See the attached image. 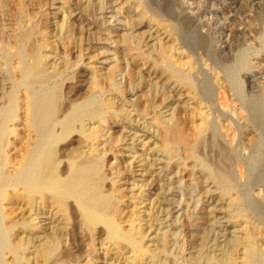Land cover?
Wrapping results in <instances>:
<instances>
[{
    "label": "bare ground",
    "instance_id": "6f19581e",
    "mask_svg": "<svg viewBox=\"0 0 264 264\" xmlns=\"http://www.w3.org/2000/svg\"><path fill=\"white\" fill-rule=\"evenodd\" d=\"M135 1V6L131 1L130 5L135 8L132 9L136 12L134 21L140 25L146 14L140 1ZM193 1L191 47L186 55L183 51H176L177 39L170 40L169 36V42L165 35V42L153 38L152 47L146 45L150 50L147 55H151L148 57L139 47L141 39L137 40L135 35L134 41L130 42L127 33L125 36L120 34L124 36L121 44L119 42V45L107 49L115 55L121 49L125 59L121 56L120 63L117 60L107 71L94 69L87 77L79 66L91 47V35H100L97 13L102 14L107 4L114 2L66 1L72 3L74 11H80L83 6L81 10L94 18L90 21L83 13H78L80 15L75 20L84 30L85 37L76 39L74 36V39L71 36L72 22L70 24L71 19L68 20L73 11L70 14V8L66 9L67 3L61 2L57 7L60 22H57L58 28L52 31L55 34L50 38L44 32L43 0H0V264H91L92 257L88 255L94 251V238L102 235L103 241L112 247L111 251L126 249L132 253L133 259L129 258V261L126 257L128 260L125 258L124 262L138 264L143 258L152 260V264L155 262L153 260L159 257L158 253L166 249V237L160 238L159 250L155 249L157 252L148 248L143 242V231L123 215L125 207L121 206L126 196L122 185L128 183L125 176H129V172L132 175L131 161L134 158L126 162L124 169L108 173L105 168L108 156L117 159L115 154L128 147L126 136L115 135V138L111 134L126 132L129 126L143 132L144 126L141 129V126H134L135 120L130 118V114L138 112L137 117L144 121L149 114L148 107L154 113L149 124L153 130L152 134L145 132L141 136L147 142L152 139L149 168L163 159L166 163L160 170L170 171L171 162L179 159L182 153L183 159L192 160L196 166L202 167V178H198L203 180L200 182L204 186L212 182L225 199L227 212L218 217L223 215L228 221H234L238 228L233 230L235 235L228 240L224 236L222 218L216 220L214 215V224L212 220H206L216 224L215 233L218 231L221 238L228 241L223 238L225 240L219 242L214 234L211 238L213 247L208 250L205 238L208 236H202L199 249L194 248L201 261L198 263L264 264V232L251 220L253 217H247L245 209V200L252 186L264 182V165L260 161L259 149V140L264 139V104L261 99L264 95V57L256 54L257 48L264 45V39L260 38L264 19L261 13L257 16V12L253 13L255 7H248L250 0L242 3L232 0L230 5L223 0L225 5L221 6L220 21L217 15L215 17L207 11L213 6V1L210 6L209 0ZM261 1L256 6H263ZM123 3L126 5L128 1ZM152 21H156L163 34H171L173 28L175 30L174 24L164 23L158 18ZM138 61L143 65L149 62L146 70L156 75L155 82L159 86L167 85L181 99H187L170 107L168 117L155 111L158 102L155 86L145 103L141 99L133 103L126 98V93L132 94L129 88L133 84L136 87L135 83L139 84L144 75L138 68ZM119 75L121 79H117ZM259 79L263 82L256 85ZM260 84L263 87L260 88ZM173 93L170 92V97H174ZM217 106L232 112L235 118L243 119V125L239 126L228 113H223L222 116L229 121L217 126L210 118L215 112L219 113ZM185 109L189 111L188 133L180 115ZM120 121L126 124L118 131L113 129L106 136V142L102 141L107 134L105 128L118 126ZM253 130H258V135ZM133 135V142L140 141L141 137L136 132ZM241 135L246 140L247 156L240 154ZM143 142L141 147L146 144ZM158 173L152 175L149 186L164 190ZM209 184L203 187L204 190H208ZM137 193L138 197L145 195L143 191ZM248 204L257 214L264 216L262 201L253 199ZM196 219L204 220L202 215ZM127 222L129 226L125 228L123 224ZM207 228L209 233L211 229ZM84 242H87L88 254H84ZM81 257L84 262H81Z\"/></svg>",
    "mask_w": 264,
    "mask_h": 264
},
{
    "label": "rangeland",
    "instance_id": "374dc122",
    "mask_svg": "<svg viewBox=\"0 0 264 264\" xmlns=\"http://www.w3.org/2000/svg\"><path fill=\"white\" fill-rule=\"evenodd\" d=\"M66 1L68 2V0H65V1L64 0H56V1L55 0H46V1L43 0L42 4H45V5H43L41 11H42V14H44L43 19H44V21H46V23H45L46 28H45L44 32L50 38L52 37V35L55 34V32H52V31H55L58 28L57 25L60 22V20H59L60 10L57 9V7L59 4H62L61 2H64V4L67 3ZM110 1H111V3L114 2L115 4L113 3L110 5V2H109V4H107V6L110 8L108 9V7L106 6L105 7L106 9L105 8L103 9L105 11V12L104 11L102 12L103 15L100 12H98L99 13V17H98V13H97L96 18H98L97 19L98 26L100 24V26H99L100 35L97 36V34H96L95 35L96 37L94 36V34L91 35V37H90L91 47L85 52L86 54H84L83 63L81 66H79L81 72H84V74L87 77H88V74H89V76L91 75V73L93 72L94 69L101 70V71H107L109 68H111V65H113L117 60L119 61V62L117 61V63H120L122 61V58H123V60L125 59L126 56H125V54L122 53L121 49L118 50L117 51L118 53H116V55H115V54H113V51L110 53V51H108L107 48L113 47L115 45H119V42L121 44V41H120L122 39L121 37H124L126 35V33L128 35V36L126 35V37L130 38V39L128 38V40L130 42H131V40H133L135 38L137 40L141 39L142 43H140L139 47H140L141 51L143 53H145L146 56H148L147 54L150 51V50H148V48L152 47V45L154 44L153 41L157 40L158 38L162 40L161 42H163V41L165 42L166 40L169 41V38H170V40L175 38V39H177V42L175 41L176 51L177 52L183 51L184 55H186L188 53V49H190V47H191V41L190 40L192 37V34H190V32L192 33V30H190V29H192V18L191 17H192V14L194 12L193 8L195 6L193 3L194 2L193 0H139L141 9L146 14L145 15L146 16L145 21L143 22V24H140V25H138V23L136 24L135 23L136 21H134V20H136V14H135L136 12L132 11V9L135 10V8L132 7L131 5H133V6L136 5L135 0H127L128 4H129V5L126 4L127 6L123 5V4H125V3H123L125 0H123V1L119 0V2H118V0H114V1L110 0ZM130 1H131V5H130ZM259 1H261V0H257V2H256V0L248 1V4H249L248 7L249 6H252V8L255 7V8H253V9H255L253 13L256 14V12H257L258 14H256V16L261 13L260 15L264 19V0H263V2L262 1L260 2V4L263 6H258V5L256 6V3H258ZM116 2H118V3H116ZM210 2H212V5H213L212 7L210 6L211 5ZM226 2L228 5H230L232 0L231 1L227 0ZM238 2L242 3L243 0H241V1L238 0ZM250 2H253V3H251V5H250ZM69 3L72 4L71 2H69ZM70 4L67 3V5H69V7L66 5V9L70 8V9H68L70 11V14L73 11V13L71 14V16L68 19L69 21L71 19L70 24L72 22L71 31L73 30V32H72L71 36H73L74 39H75V37H76V39H77V37L79 38V36L81 38H84L85 32L80 27L79 22H77L75 19L77 16L80 15V14L78 15V13L81 12V13H83L85 18H89L88 20L94 21L93 15H92V18H91V16H87L88 12H86V11L83 12L81 10L83 6L81 7V9H79L80 11H78V10L74 11V7H72V5H70ZM224 5H225V2L223 0H209V6L210 7H208L207 11L214 14L215 17L217 15L216 18H219V21H220L221 6H224ZM120 6L122 8H120ZM130 7H131V9H128ZM111 8L114 10V12L112 11ZM200 11H201V7H200ZM202 11H203V9H202ZM125 12H127L129 15H127ZM217 12L220 16H218V14H216ZM100 15H102V16H100ZM111 16H112V18H111ZM100 17H101V19H99ZM103 17L105 18V20H103ZM132 17H135V19H133ZM151 17H153V18H151ZM238 17L242 18V16H238ZM148 18H150V19H148ZM154 18H158V19L162 20L164 23L174 24L175 30L172 27L173 32H170L171 34H168V33L163 34L164 31H162V29L159 30L160 27L156 26L157 25L155 23L156 21L155 22L152 21ZM216 18L214 19V22L216 21ZM258 19H260V18H258ZM147 20H148V22H147ZM261 20H262V18L260 19V21ZM104 21H106V23ZM99 22H101L102 24ZM128 22L131 23L134 27L132 25L128 24ZM149 22H150V24H148ZM86 23L84 22V24H86ZM148 25H149V28H148ZM77 26H78V28H77ZM75 28H76V30H75ZM81 31H83V32H81ZM121 31L125 32V34L122 33ZM129 31H131V32H129ZM78 33L82 34L83 37ZM120 34H123L124 36L123 35L120 36ZM129 34H131V35H129ZM135 35H136V37H135ZM161 35L163 37H161ZM165 35L167 36V38ZM119 36H120V38H119ZM153 38L154 39L156 38V39L154 40ZM165 38H166V40H165ZM260 38L264 39V31L260 35ZM112 40H114V41H112ZM168 41L166 43L171 42V41H169V42ZM143 42H144V44H143ZM146 45H147V47L148 46L149 47L147 48ZM73 50H71L72 54H73ZM256 54L258 55V57H260V56H261V58L264 57L263 56L264 55V45H261L257 48ZM73 55H75V54H73ZM121 56H124V57L121 58ZM150 56L151 55L149 54L148 57H150ZM114 58H116L115 61H114ZM138 63H140V64H138ZM138 63H137V65H138L139 70L141 71V74L142 75L144 74L143 78L141 79V82L139 84L135 83L136 87L133 84V86H131L129 88V91L132 92V94L126 93V95H125L126 98L130 101H133V103H136L139 99L144 101L145 99L147 100V98L149 99L150 95H151L150 93L154 89L157 88L156 90L158 92L157 93L158 94L157 95L158 96V100H157L158 102H157V106H156L155 111L158 114L161 113L164 117H168V113H169L168 109L170 107H173L174 105H177V104H181V102L184 103V101H186L187 99H181L179 96H177V94H174V93H176V91H174V93H173V90H170L167 85L160 84V86H159L156 83L157 82V80L155 79L156 75L151 74V72L146 70L149 66L148 61H147L148 64H145L146 66L143 65V62L138 61ZM123 66L124 65H122V63H121V67H123ZM119 76L117 77V79H119V78L121 79V76L120 77ZM212 76H214V75L212 74ZM155 80H156V82H155ZM261 82H263V80L260 81V79H259L257 81L256 85H258ZM214 83H215V81H214ZM259 86L261 88V87H263V84H260ZM84 88L85 87H83V90H84ZM139 89H140V91H139ZM166 90H167V92H166ZM165 92L169 95L165 96L164 95V94H166ZM170 92L173 93L174 97H170V95H171ZM134 93H136V95ZM141 94H142V96H141ZM168 96H169V98H168ZM166 98H168V99L166 100ZM261 99H262V103L264 104V95L262 96ZM161 100H162V102H161ZM119 103L120 102H118V104ZM144 103H145V101H144ZM217 108L219 109L220 114L218 112H215L214 114H217L218 116L213 114V116L210 117L211 120L217 126H221V124H227V122L229 121V119L227 120L226 117L222 116L223 113L224 114L228 113L227 115H229V117H231L230 119L233 118L232 121L236 122L239 126L243 125V122H244L243 119L239 120V119L235 118V115L232 112H227L226 110H222L221 108H219V106H217ZM148 109L150 110L149 107H148ZM149 110L147 111L149 114H147L146 117H144L145 122L142 121L143 119L139 120V118L137 117L138 112L134 113V111H133L130 114V118L135 120V121H133L134 126L135 125L139 126V127L141 126L139 129H141L144 126L143 127L144 129L142 128L143 132L139 133L136 131V129L129 126L128 130L126 131V129H127V127H126V129H125L126 132H123V133L128 132V134H123V133H119V132L111 134V136L114 135L113 137H115V138H116L115 135H118V137L120 135L126 136V139L128 140V143H127L128 147L124 148V151H120L121 153L117 152L118 153L117 154L115 152L117 159L114 158L112 155L111 156L113 158L111 156H108L107 160L109 162H107V165L105 168H106V171L108 173H111V171L113 172L118 168L124 169V167L126 166V162L131 161L132 158H134L131 161L132 162V164H131L132 165V171H131L132 175H130V172H129L128 173L129 176L128 175L125 176L128 183L122 185V187H124V190H125L124 194H126V196H125L124 202L121 204V206H122V208L125 207V208H123L124 209L123 215H126L127 218L130 219V222L132 221L131 223L138 225V228L140 229V231H143V233L141 232L142 235L143 234L145 235V236L143 235V242L145 244H147L148 248L150 247V249H152V250H155V249L159 250V246L161 245V239L160 238L163 239V237H166L165 238L166 239V245H165L166 249L163 252L158 253L159 257L157 256L156 258H158V259L155 258L153 260L156 262V263L154 262L153 264H194V263L197 264L198 262H201V261H199V258L197 257L198 251H195V250H196V247H198L197 250L199 249V245L201 244V240H202L201 237L202 236L203 237L208 236V239H207V237H205L206 241L208 242V246L206 244V248L208 247L207 249L211 250V247H213V245H212L213 242H211V238L214 234H215V236H213V237H216L215 238L216 240L219 239L218 241L220 242V240H221V242H222L226 238H228V240H229L231 235L234 236L235 235L234 231H235V229L237 230L238 228H237V225L234 224V221H232V220L228 221L226 217H222L227 212V210H226L227 206L224 204L225 199H223V197H221L220 191L216 188V186L212 182H210L211 185L209 183H207V184H205V186L203 183L200 182L203 180V179H200V178H202L200 176H202V174H203V169H201L202 167H200L199 165L196 166V164L192 160L183 159V157H182L183 155L181 153V150L178 149L179 152L181 153V157L179 159L171 162L172 163L171 169L173 171L172 170H170V171L160 170L161 166H163L166 163L163 159H161V161H158V163H156V164L154 163L152 168H149V164L151 163L150 161L152 160V158H149V157H151L150 154L152 153L151 150L149 149L150 146H152V144H151L152 139H150V142H147V139H145L144 137L141 136L145 132L152 134L153 129H152L151 125H149V124L153 120L152 118L154 117V113L150 112ZM188 112L189 111L185 109V111H182L180 113L181 119H182L184 125L186 126V127L184 126V129H186L187 133L190 130V125H189V127H187V125L189 124ZM140 113L145 114L142 112H140ZM143 116H145V115H143ZM135 117L137 118V121H136ZM220 120L222 122H224V121L225 122L222 123ZM139 121H141V123ZM123 124L125 125L126 123L120 121L117 124L118 126H112L111 128L106 127L104 131L105 132L107 131V134L103 137L102 141L104 140L106 142L107 137H108V135H110L111 131L113 129L116 130V128L118 131V128L123 126ZM190 124H191V122H190ZM129 129L131 130V132H129L130 131ZM253 131L255 132L256 135H258V133H259L258 130L257 131L253 130ZM135 132L137 133L138 137H141L140 141L135 140V142H133V140L135 139L133 133H135ZM244 140H245V138L243 137V135H241L240 139H239V142H240L239 150H240V154L242 156H244V155L247 156L248 149L246 148V140L245 141ZM142 141H144V142L146 141V144L144 147L140 146V144H142ZM259 142H260V148H259L260 149V161H261V164L264 165V139L259 140ZM117 149L118 148H116L115 150L117 151ZM139 154H143L142 155L143 157L139 158L138 157ZM149 159H151V160H149ZM140 160H141V162H140ZM117 162L119 165H117ZM192 162H193V164H192ZM156 172L157 173L159 172L157 174V177L159 175V177H160L159 183H160V185L162 184L164 186V190L159 189L155 186L154 187L149 186L152 175L153 176L156 175ZM198 177H200V178H198ZM208 184L210 185L208 187V190L209 191L212 190L211 191L212 193L209 192L207 189H205L206 192L204 190V188L207 187ZM167 185H168V187H166ZM262 186H264V182L258 183L256 185L252 186L251 193H250L248 199L245 200V204H246L245 209L247 210V213H246L247 217L248 216H249V218L253 217V219H251V220L253 222L255 221L258 224L257 226H259V230H261V232L263 233L264 232V227H263L264 226V216H260L259 214H257L253 210V208L248 206L249 205L248 203L252 202L253 199L260 200L264 203V188ZM214 187H215V189H214ZM158 190H160V191H158ZM139 191H143L145 193V195L143 197H138L137 192H139ZM165 191H167V192H165ZM202 193L205 194L204 195L205 197L202 195ZM157 194H158V196H157ZM159 195H163V197H160ZM165 197L168 199L164 200ZM164 201H166V203H164ZM215 202H216V204H215ZM159 204H161V205H159ZM135 206H136V208H135ZM153 206H155V207H153ZM223 206L225 207V210H224ZM166 207H167V210L166 209L164 210V208H166ZM212 207H214V208H212ZM210 212H211V215H209ZM207 213H208V215H207ZM204 214H206V215H204ZM219 214L220 215L223 214V215L221 217H218ZM198 215H202L204 220H202V219L197 220L196 217ZM214 215L217 217L216 220L220 221L222 218L221 221H223V222H221V224L225 228L224 236L226 238L223 237L225 239L221 238L220 233L218 234V231H216V233H215V230H216L215 225L216 224L215 225H213V224L216 223V222H214L216 220L214 218ZM206 216H207V218H206ZM212 217H213L214 221L212 220ZM188 218H191V219H188ZM224 218L226 219L225 221H224ZM151 220H153V221H151ZM206 220H208V221L212 220L213 224L206 221ZM148 221L149 222L151 221L150 222L151 225L153 223L152 228H151V225L149 224ZM226 221H228V222H226ZM146 223H148V225ZM187 223H189V226ZM210 224L212 227L210 226ZM123 225L125 226V228H128L127 226H129V222H127ZM222 225H220V226H222ZM147 226L148 227L150 226V227L147 228ZM204 226L209 227L211 229V231L209 230L210 232L207 233L208 228L204 227ZM233 226H234V228H233ZM201 227H203V229ZM212 229L213 230L215 229V230L213 231ZM231 232H232V234H230ZM263 235H264V233H263ZM98 236H100V235H98ZM232 236H231V238H232ZM94 239H95L94 240V251L90 255H88V256H90V258L92 257L91 258V260H92L91 264H104V263L105 264L106 263L107 264H128L127 263L128 261L124 262V259L126 257H128V259L129 258L133 259L132 253L130 254V252H128L126 249L125 250H119V251H115V250L111 251L112 247H109V245L103 241V235H102V237L100 236V238L97 237V239L96 238H94ZM199 239H200V242H199ZM215 239L214 240L212 239V241H215ZM228 240L226 239V241H228ZM222 244L224 245V243H222ZM84 245L85 246H84L83 250H84V252H86L84 254H88V251L86 248L87 242H84ZM107 246L110 249H108ZM194 248H195V250H194ZM108 250L112 253H110ZM155 252H157V251L155 250ZM105 253H107L108 255H105ZM113 253H116L115 254L116 258L114 257ZM111 257H112V259H111ZM128 259L126 258L125 260H128ZM130 260L131 259H129V261ZM156 260L157 261L160 260V261L157 262ZM84 261H85V259H83V257H81V262H84ZM149 262H150V259L145 260V258H143L142 261L140 260L138 264H152V260L150 263Z\"/></svg>",
    "mask_w": 264,
    "mask_h": 264
}]
</instances>
